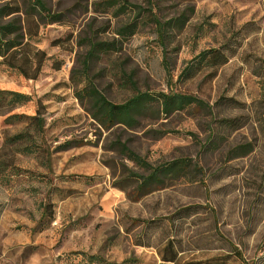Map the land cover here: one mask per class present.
I'll return each instance as SVG.
<instances>
[{"label": "rangeland", "instance_id": "obj_1", "mask_svg": "<svg viewBox=\"0 0 264 264\" xmlns=\"http://www.w3.org/2000/svg\"><path fill=\"white\" fill-rule=\"evenodd\" d=\"M186 5V23L164 46L144 25L92 58L89 76L113 103L134 93L118 79L124 71L137 90L190 94L202 101L199 110L146 114L135 128H101L68 79L85 50L77 36L88 18L99 38L114 35L116 19L90 9L70 23L43 25L31 38L52 58L38 80L26 82L0 64V89L31 96L0 106V264H87L86 254L94 256L88 264H244L234 248L245 263L264 264V0H161L158 14L169 17ZM211 48L225 54L223 64L178 77ZM52 60L62 61L59 69ZM36 109L42 128L26 118L4 121ZM117 138L152 166L185 158L193 167L136 198L133 182L115 185L141 172L120 158Z\"/></svg>", "mask_w": 264, "mask_h": 264}, {"label": "trees", "instance_id": "obj_2", "mask_svg": "<svg viewBox=\"0 0 264 264\" xmlns=\"http://www.w3.org/2000/svg\"><path fill=\"white\" fill-rule=\"evenodd\" d=\"M52 1L0 0L1 65L14 70L26 82L38 80L44 75L43 68L46 62L52 58L44 50L38 48L31 41V38L37 35L39 28L43 25L70 23L77 12L84 14L88 13L90 9L92 12L110 15L116 19V26L112 31L114 35L110 39L99 38L97 31L91 28L88 18L84 25L83 35L77 36L79 43L84 42L85 50L78 59V70H70L68 79L74 97L83 110L101 128L106 130L114 125L135 128L140 124V119L146 114L152 116L162 113L164 116H168L174 111L187 107H190L191 110L201 108L203 103L200 99L170 88L168 91H160L155 95L148 91H139L136 89L132 75L124 71L118 79L124 86H129L131 90H134V93L120 103H113L96 89L89 76V63L92 58L116 50V41L130 37L144 25L148 24L151 27L156 39L164 46V42L170 36L172 37L183 28L192 11L190 5H186L177 14L161 17L158 14L161 0H145V7L129 0H72L69 5L64 7L58 5L60 0H55V6ZM164 51L166 53L167 50ZM196 58L197 60L194 63L189 62L183 68L178 75L179 78L188 79L193 76L202 64L209 68H216L226 61L225 54L218 48L203 50ZM61 63V60H52L50 63L51 68L57 70ZM30 98L31 96L26 93L0 89V106L14 107L17 103H23L30 100ZM35 111V114L30 116L11 113L4 117V121L11 120V118H26L37 129L42 128V117L37 109ZM224 122L229 126H237L232 123V119H225ZM20 135V133L15 134L9 137V140H16ZM114 144L120 158L133 162L141 169L140 173L130 171L115 181V185L119 189H123L124 181L133 182L132 193L136 198L153 190L164 188L174 180L187 176L189 169L193 167V165H190L189 160L185 158H176L152 166L118 138ZM194 168L199 169L196 165H194ZM259 250H264V236L259 243ZM232 253L235 258L242 263L244 262V264H255V260L245 263L240 251L236 248L233 249ZM85 256L88 263L89 258H94L93 255L86 254ZM102 264L114 263L103 262Z\"/></svg>", "mask_w": 264, "mask_h": 264}]
</instances>
